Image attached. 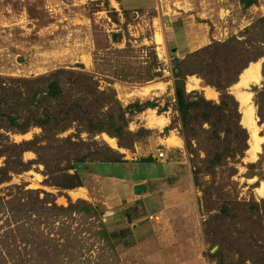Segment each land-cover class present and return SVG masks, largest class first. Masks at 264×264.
<instances>
[{"label":"rangeland","instance_id":"374dc122","mask_svg":"<svg viewBox=\"0 0 264 264\" xmlns=\"http://www.w3.org/2000/svg\"><path fill=\"white\" fill-rule=\"evenodd\" d=\"M263 16L264 0L250 7L241 0H0V77L84 71L109 91L104 98L113 105L102 111L117 115L120 105L127 118L121 139L74 122L24 152L17 145L42 135L41 127L0 129V264H264V95L260 106L255 101L264 55L254 61L261 79L231 89L237 98L241 89L251 95L262 138L255 159L247 150L208 174L196 158L205 153L195 143L188 148L181 133L175 93L188 43L196 51L235 36L264 41L258 27L245 32ZM60 80L69 87L66 75ZM185 87L219 99L198 74ZM107 147L124 161L76 160ZM137 184L145 189L136 192Z\"/></svg>","mask_w":264,"mask_h":264},{"label":"trees","instance_id":"16d2710c","mask_svg":"<svg viewBox=\"0 0 264 264\" xmlns=\"http://www.w3.org/2000/svg\"><path fill=\"white\" fill-rule=\"evenodd\" d=\"M241 2L245 7H250L257 0ZM256 23L245 32L248 33L255 27L263 31L264 16ZM263 44L264 41L254 39L252 35L243 40L235 36L223 42L214 41L178 61L175 93L182 122L181 133L188 148L194 150L195 143L199 151L205 153L203 158L199 154L196 158H200V162L207 166L208 174L228 163L240 162L250 148V135L242 122L240 101L231 89L239 82L242 72L251 62L264 55ZM192 74H198L205 85L214 87L219 92V99H209L197 90L188 92L185 87L186 79ZM62 75L67 76L69 87L61 82ZM108 92L99 88L98 81L93 76L77 70L58 69L50 75L32 78L0 77V129L26 133L32 127L42 128V135H36L34 139L24 140L17 145L21 152L34 149L41 140L56 138L74 122L90 134L106 131L121 139L126 135V113L120 105V113L117 115L102 111L112 104V101L104 98ZM261 95H264V89L257 90L255 101L259 106ZM142 107L151 106L148 103ZM119 144L129 147L128 142L122 140ZM89 157L91 162L102 163L101 167L103 164L114 167L124 161L121 153L110 147L84 153L76 160L79 163L89 162ZM147 161H153L152 157ZM193 167V174L196 176L201 169L196 165ZM230 170L234 171V168ZM77 173H80L78 168ZM4 176L0 175V182L4 180ZM229 211V203H225L220 210L222 217H229Z\"/></svg>","mask_w":264,"mask_h":264},{"label":"bare ground","instance_id":"6f19581e","mask_svg":"<svg viewBox=\"0 0 264 264\" xmlns=\"http://www.w3.org/2000/svg\"><path fill=\"white\" fill-rule=\"evenodd\" d=\"M262 77L261 74V64L260 62H253L250 64V66L243 72L241 75L239 83L237 85H249L251 82H257ZM196 81H193L190 86L195 87ZM207 89H210L208 87ZM242 90H239V92ZM241 94H238V99L241 102L243 106V112H244V119L243 121L249 126V130L251 132V141H250V149L248 150V156L247 159H255L257 157L258 151H260V140L262 139L258 134V126L256 125V122L254 121V108L252 104L250 103L251 95L248 93L245 94V92H240ZM207 94L209 96L214 95L213 90H208ZM107 138L112 144H116L115 138L109 137L107 135ZM117 145V144H116ZM258 193L261 196H264V183L258 188Z\"/></svg>","mask_w":264,"mask_h":264},{"label":"crops","instance_id":"0c3cea01","mask_svg":"<svg viewBox=\"0 0 264 264\" xmlns=\"http://www.w3.org/2000/svg\"><path fill=\"white\" fill-rule=\"evenodd\" d=\"M185 50H186L187 53H189V52L194 51L195 49L192 47V43H188V47H187ZM233 86H234V85H233ZM233 86H232V87H233ZM166 120H167V119H166ZM170 138H172V137L170 136V137H168L167 139H170ZM176 146L179 148L181 145H180V143H177ZM157 217H158V216H157ZM170 225H171V223L169 222V223H168V226H170ZM168 234L170 235V233H168ZM175 235H176V237H178L177 234H175ZM172 236H174V235H172ZM172 242H174V244H176V243H175L176 241H172Z\"/></svg>","mask_w":264,"mask_h":264},{"label":"water","instance_id":"95a60500","mask_svg":"<svg viewBox=\"0 0 264 264\" xmlns=\"http://www.w3.org/2000/svg\"><path fill=\"white\" fill-rule=\"evenodd\" d=\"M238 83V82H237ZM236 85V84H235ZM242 91H240V92H246L245 90H243V89H241ZM134 189H135V191L136 192H139V191H141L142 189H145V186L144 185H142V184H137V185H135L134 186Z\"/></svg>","mask_w":264,"mask_h":264},{"label":"built area","instance_id":"2783aa9c","mask_svg":"<svg viewBox=\"0 0 264 264\" xmlns=\"http://www.w3.org/2000/svg\"><path fill=\"white\" fill-rule=\"evenodd\" d=\"M158 156H159L160 159H164L165 158V152L164 151H160Z\"/></svg>","mask_w":264,"mask_h":264}]
</instances>
